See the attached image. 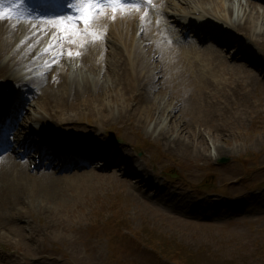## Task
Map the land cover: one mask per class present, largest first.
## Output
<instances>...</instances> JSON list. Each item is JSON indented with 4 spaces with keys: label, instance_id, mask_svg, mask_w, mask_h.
<instances>
[{
    "label": "rangeland",
    "instance_id": "1",
    "mask_svg": "<svg viewBox=\"0 0 264 264\" xmlns=\"http://www.w3.org/2000/svg\"><path fill=\"white\" fill-rule=\"evenodd\" d=\"M250 1L240 0L238 9L246 13ZM260 11L264 12V5ZM245 20L247 16L241 22ZM252 23L244 36L235 32V23L231 33L247 47L246 56L254 52L258 57L259 69L216 76V86L208 91L213 105L192 116L173 105L175 99L161 90L141 104L135 99L137 92L126 96L114 82L115 87L103 92L100 100L79 97L68 106H54L58 120L67 119L70 129L88 133L82 137H89L83 141L86 148L97 147L109 154L114 150L119 165H127L121 156L133 160L152 178H164V184L157 195H149L143 183L105 170L70 179L55 177L51 188L45 189L42 176L36 175L27 188L20 220L31 243L21 245L24 238L1 237L0 264H172L149 249L162 240L197 250L193 258L212 248L222 250L221 246L228 255L252 245L262 254L256 261V253L252 264H264V44L259 39L264 35V16H253ZM16 33L11 45H25L27 30L19 27ZM28 44L32 52L18 59L27 68L25 78L15 82L12 69L10 76L0 74V88L10 82L14 91L28 98V91L21 90L27 81L35 89L27 118L54 114L34 81L47 72L54 74L57 68L47 71L44 61L29 59L28 54L35 56L43 50L31 41ZM9 56L2 55V62L13 58ZM67 61L69 75L103 81L93 71L80 72L74 57ZM196 115L202 118L195 120ZM34 121H26L31 130ZM176 123L187 125L183 137L170 132L169 140L158 138L160 130ZM204 131L210 135L204 136ZM143 139L149 142L147 146L135 149ZM223 157L228 162L218 164Z\"/></svg>",
    "mask_w": 264,
    "mask_h": 264
},
{
    "label": "bare ground",
    "instance_id": "2",
    "mask_svg": "<svg viewBox=\"0 0 264 264\" xmlns=\"http://www.w3.org/2000/svg\"><path fill=\"white\" fill-rule=\"evenodd\" d=\"M186 1V0H183ZM238 0H215L213 3L210 13L212 15H207L209 19L211 17H216V21H220V16L223 20L225 25H228L233 20L239 19L243 20L245 13H241L238 10ZM259 13L257 16L261 15L264 16V12L258 9V6L253 3L251 6H248V14L247 20L241 23H235L236 31L241 32L242 35L247 34L249 30L253 27V16L254 14ZM203 10L201 9L200 17H203ZM239 15V16H237ZM211 16V17H210ZM119 18V17H118ZM114 21L118 22L116 34L118 38H122L125 41L126 46H131L133 48V53H131L130 65L131 70L128 71L127 62H121L117 59V40H114L110 43V46L106 50H101L99 44H91L92 42L87 39H78L76 42H72V47L74 49H83V53L81 57L78 59L81 66L80 72L84 71H94L96 75H99L103 78V81L100 79H85L78 77L75 73L73 75H69L65 72L64 66L61 67L60 72L57 74L55 80L50 83L47 77L43 76L42 78H38V81L41 82L44 86V93L47 102L53 105H59L61 107H65L73 102H75L79 97L80 98H89L91 101L100 100L102 97V93L106 92V90L110 87H115L113 82L120 87L122 91L126 93L132 89L137 92L136 100L141 103L145 104L153 96L155 91H158L162 88V76L159 77H151L153 74V67L152 63L150 64L149 60L152 59L153 62L157 61L163 64L161 69L162 72L169 74V80L173 81L174 78H180L177 83H173L172 86L175 87V95L176 97H180L182 93L191 90L196 94H191L190 99H184L183 102H178V98L174 97L176 102L174 105L178 107H182V110L192 116L196 112L205 109L206 107H211L212 100L209 97H205L202 95V89L194 84V79L197 78L198 82H203L200 76H195L193 79H189L188 76L185 75L184 69L182 66H179L180 63L187 59L191 55V53L183 49L184 53H173L168 49L164 48L165 40L164 38H160L158 35H153L151 29H147L143 27L139 30L138 37L140 40L137 42V39L134 41L135 38V22L136 17H130L122 20L115 19ZM19 23H14V20L11 18L9 20H4L3 18L0 19V57L3 53L9 49L12 44L13 38L16 37L15 34L16 29H18ZM15 26L16 29L12 28ZM32 27L38 28L40 31H47L49 30L50 25L46 24H33ZM206 33L207 31H202ZM261 33V32H260ZM38 33H34L31 36L30 40H38ZM261 43L264 44V35L259 37ZM101 41H104L101 40ZM162 41V42H161ZM102 44V42H100ZM148 45V47H145ZM23 44H20L14 50V55L21 54V48ZM103 47H106V42H103ZM149 46H154L158 53L160 54L159 57H156L154 54H149L148 50L150 49ZM145 48V50H144ZM202 53L204 56H212L217 62L219 67L222 70L227 69H243L239 65H237L234 61H227L223 55L216 51H212L208 46H201ZM74 51V50H73ZM80 51V50H79ZM64 56H58V60L63 59ZM156 58V59H155ZM65 62V61H64ZM190 62H192L190 60ZM92 64V65H91ZM93 64L97 66V69L94 70ZM166 64V65H165ZM172 65L173 68H176L174 73H169L166 70L165 66ZM10 69L9 64L0 63V73L5 74L7 70ZM93 73V72H92ZM160 78V79H158ZM135 83H134V82ZM128 95V94H127ZM193 103V104H192ZM194 104H197L195 106ZM201 115H196L194 117L195 120L201 119ZM57 120L54 116L44 118L45 125H53L58 124ZM175 123V119H173ZM67 121H62V124L58 126L59 132L63 135L64 133L70 138V125L66 124ZM176 124H172L171 126H167L164 130L159 131L158 136L162 139H170L169 133L173 132L180 137H183V132L186 131L183 127L187 126L182 123V126H178ZM14 128L11 127L8 135L13 134ZM52 131V130H50ZM77 135H81L84 133L83 130H79L75 132ZM21 135L20 130L17 133V137ZM204 136H209V131L203 132ZM6 139V136L3 140ZM11 162H5V166L2 168L0 167V203H11L14 200H17L21 193V185L26 182L28 177L27 171L24 169L23 166L15 164L10 165L9 169H6ZM72 176H78L81 174H85V172L79 174L78 171L72 173L69 172ZM45 197V196H43ZM15 209L12 206H6L4 209L0 208V219L1 216H9L12 219L14 218ZM18 236H22V231H17Z\"/></svg>",
    "mask_w": 264,
    "mask_h": 264
},
{
    "label": "snow or ice",
    "instance_id": "3",
    "mask_svg": "<svg viewBox=\"0 0 264 264\" xmlns=\"http://www.w3.org/2000/svg\"><path fill=\"white\" fill-rule=\"evenodd\" d=\"M22 2V0H21ZM112 4L116 3H135V0H108ZM105 3V0H65L63 7L67 9L66 12H62L57 15V18L60 19L62 24L70 23L73 26L84 25L83 31H87V28L90 27L96 20V14H100L101 5ZM19 6V5H17ZM113 13L117 11V8H112ZM6 13L0 10V19L4 18ZM69 57L72 56V53H68ZM80 55V53H77ZM55 59V57H53ZM51 67V66H49Z\"/></svg>",
    "mask_w": 264,
    "mask_h": 264
}]
</instances>
